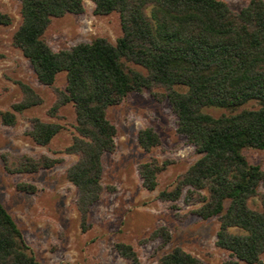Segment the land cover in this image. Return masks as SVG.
I'll return each instance as SVG.
<instances>
[{
	"label": "trees",
	"instance_id": "trees-1",
	"mask_svg": "<svg viewBox=\"0 0 264 264\" xmlns=\"http://www.w3.org/2000/svg\"><path fill=\"white\" fill-rule=\"evenodd\" d=\"M22 22L13 44L31 62L38 80L53 86L52 116L72 103L77 134L66 148L78 156L66 171L78 195L76 205L84 230L91 208L101 199L106 153L117 148V127L108 108L132 92L149 90L168 99L178 117L177 131L201 156L179 175L175 185L160 192L172 202L201 203L194 213L217 217V245L232 259L225 264H264V168L249 161L245 149L264 150V0H249L234 10L226 0H91L94 12H117L123 34L117 42L96 36L69 48L54 50L45 34L54 17L86 12L85 0H20ZM13 17L0 10V30ZM67 72L65 88L54 86ZM23 96L11 110L0 109V122L17 123V114L43 103L29 83L18 81ZM162 90L161 92L158 91ZM254 102V107H247ZM226 109L219 115L206 108ZM27 134L40 145L49 144L63 125L33 117ZM138 141L146 150L161 144L153 127L140 129ZM10 172H38L62 159L42 155L3 154ZM167 166L157 159L139 167L144 186L155 190L158 174ZM35 191L29 183L18 185ZM164 245L172 240L161 226L151 235ZM117 251L134 263L132 244L117 242ZM0 264H44L29 245L24 231L0 200ZM156 264H208L181 246L162 254Z\"/></svg>",
	"mask_w": 264,
	"mask_h": 264
},
{
	"label": "rangeland",
	"instance_id": "rangeland-1",
	"mask_svg": "<svg viewBox=\"0 0 264 264\" xmlns=\"http://www.w3.org/2000/svg\"><path fill=\"white\" fill-rule=\"evenodd\" d=\"M226 1L234 10L249 2ZM85 3L83 14L68 13L52 19L45 37L54 50L89 42L96 36L116 43L123 34L117 12L96 14L93 2ZM0 10L13 17L12 24L0 30V109L11 110L13 103L22 99L20 80L32 85L44 98L43 103L18 113L15 125L0 122V200L24 231L37 258L44 264H156L162 254L181 246L208 264H225L232 259L228 250L217 245L219 219H204L193 212L201 203H187L186 192L176 202L159 198L160 192L172 188L178 176L201 154L177 131L178 117L168 99L160 100L149 90L132 92L108 108V117L118 130V145L103 157L105 191L91 208L89 228L83 229L76 205L78 190L66 176L67 168L78 158L66 152L77 134L75 108L69 103L60 107L57 116L49 113L56 101L54 87L38 80L31 62L13 44V34L22 22L21 1L0 0ZM66 84L67 72L62 71L54 86L65 88ZM246 106L254 107L255 103ZM206 110L215 115L226 112L216 107ZM35 116L63 125L47 145L37 144L27 134ZM146 127H153L161 137V144L150 151L138 141L139 130ZM244 151L251 163L264 168L263 149L249 147ZM5 153L11 157L48 155L63 161L38 172H10L5 167ZM152 159L160 164L167 162L158 174L155 190L144 186L139 172L140 165ZM23 183L34 185L36 190L20 189L18 185ZM161 226L172 234L166 245L160 238H151ZM117 242L132 244L139 262L123 257L115 247Z\"/></svg>",
	"mask_w": 264,
	"mask_h": 264
}]
</instances>
